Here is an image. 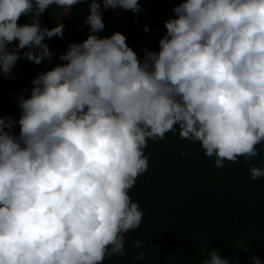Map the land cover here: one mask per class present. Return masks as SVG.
<instances>
[{
  "label": "clouds",
  "instance_id": "9594fccd",
  "mask_svg": "<svg viewBox=\"0 0 264 264\" xmlns=\"http://www.w3.org/2000/svg\"><path fill=\"white\" fill-rule=\"evenodd\" d=\"M81 2L86 39L32 80L18 120L0 116V264L123 255L125 234L143 220L129 191L148 170L149 140L178 128L217 168L257 157L264 144V0H180L159 51L142 58L122 33L98 35L102 6L139 13V0H0V76L21 58L51 59L45 40L63 37L59 18ZM52 6L60 12L48 28L39 17ZM21 16L31 23L18 24ZM249 172L264 177V167ZM204 264L230 261L211 250Z\"/></svg>",
  "mask_w": 264,
  "mask_h": 264
},
{
  "label": "trees",
  "instance_id": "16d2710c",
  "mask_svg": "<svg viewBox=\"0 0 264 264\" xmlns=\"http://www.w3.org/2000/svg\"><path fill=\"white\" fill-rule=\"evenodd\" d=\"M179 2L139 0V13L121 8L104 10L102 6L105 27L98 35L122 33L141 58L145 50L157 52L166 32L164 22L174 18L172 9ZM70 11L71 22L63 37L47 44L51 59L37 65L21 58L10 75L0 76V116L18 120V98L30 95L32 80L62 63L58 57L71 43L86 39L89 26L84 21L89 3H78ZM57 18L55 6L39 17L48 28ZM25 23H31L30 18L21 16L18 24ZM13 132H19L18 125ZM257 150L260 155L247 162L241 156L217 168L215 157L204 155L198 143L182 139L178 128L163 139L149 140L144 149L148 170L129 191L143 211V220L137 229L125 234L124 254L106 256L103 264H204L211 250H217L230 264H252L253 256L264 264V177L252 180L249 172L251 165L264 167V144L257 145ZM136 239L142 241L139 248L132 247ZM141 251L146 255L139 260L136 257Z\"/></svg>",
  "mask_w": 264,
  "mask_h": 264
},
{
  "label": "rangeland",
  "instance_id": "374dc122",
  "mask_svg": "<svg viewBox=\"0 0 264 264\" xmlns=\"http://www.w3.org/2000/svg\"><path fill=\"white\" fill-rule=\"evenodd\" d=\"M56 10H57V14L59 15L60 9L56 8ZM59 20H60V22H62V23L65 25L64 29H66V27H67V26L70 24V22H71V11H70L69 15H67V16H63V17H60ZM56 23H57V20L54 22V24H53L52 27H55V26H56ZM52 27H51V28H52ZM64 29H63V31H64ZM58 39H59V37H55V36H54V37H52L51 39H46V40H45V43L48 44V45H51V44H53L54 42H56Z\"/></svg>",
  "mask_w": 264,
  "mask_h": 264
}]
</instances>
